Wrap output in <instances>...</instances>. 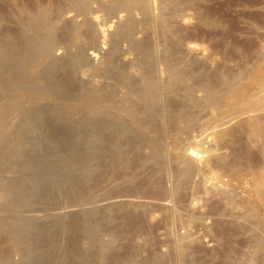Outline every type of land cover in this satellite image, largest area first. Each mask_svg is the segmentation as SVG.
I'll return each instance as SVG.
<instances>
[{"label": "rangeland", "instance_id": "374dc122", "mask_svg": "<svg viewBox=\"0 0 264 264\" xmlns=\"http://www.w3.org/2000/svg\"><path fill=\"white\" fill-rule=\"evenodd\" d=\"M0 4V264H264V0ZM55 120L83 163L51 151Z\"/></svg>", "mask_w": 264, "mask_h": 264}, {"label": "bare ground", "instance_id": "6f19581e", "mask_svg": "<svg viewBox=\"0 0 264 264\" xmlns=\"http://www.w3.org/2000/svg\"><path fill=\"white\" fill-rule=\"evenodd\" d=\"M1 5V4H0ZM5 9V8H4ZM63 11V10H62ZM67 11L69 12V10H66L65 11V13H67ZM63 13V12H62ZM93 13V12H92ZM92 13H91V15H92ZM64 14V13H63ZM119 14V13H118ZM95 14L93 13V19H96L97 17L96 16H94ZM12 14H11V12H8L7 11V9L6 10H3L2 8H1V6H0V19L2 20V21H9L10 19H12ZM45 17V16H44ZM92 17V16H91ZM119 18V17H118ZM20 19V18H19ZM120 19V18H119ZM11 21V20H10ZM40 22H37L35 25H32V27H34V28H37L36 30H37V32H38V29H39V31L41 30H43V29H45V27L48 25H45L46 24V22H45V19L42 17L40 20H39ZM93 21V20H92ZM22 22V21H21ZM21 22H20V24H21ZM98 22V21H97ZM23 24H25V23H23ZM99 24V23H98ZM19 25V24H18ZM28 25H29V23H28ZM26 26H27V24H26ZM30 27V26H29ZM99 27H100V25H99ZM49 28H51L50 26H49ZM104 28V27H103ZM103 28H101L100 30H99V36L101 35V37H103L104 35V32H105V30L103 29ZM36 30H34V31H36ZM52 30V29H51ZM26 31H27V28L25 27V25H19L18 26V28L14 31V33H12L13 34V37H14V42H15V47L13 48V47H7L6 49H7V51H6V53H5V56H7L6 54H8V53H10V54H17V51H19V50H16V49H21V51L23 52L24 50H25V45H26V43H25V41H23L24 39V37L23 36H25V34L24 33H26ZM45 31L46 32H48L46 29H45ZM44 32V31H43ZM45 32V33H46ZM51 32H53V31H51ZM51 32H50V34H51ZM41 34V33H40ZM47 34V33H46ZM48 34H49V32H48ZM43 35V34H42ZM40 36V35H39ZM49 37V35L47 36H44L43 38H41L42 40L40 41L41 43H46V44H48V43H50V44H53L54 45V43H51V39H50V37ZM53 37V36H52ZM51 37V38H52ZM100 37V38H101ZM105 37V36H104ZM55 39V38H54ZM102 39V38H101ZM23 41V42H22ZM35 42V41H34ZM54 42V41H53ZM100 42H101V40H100ZM103 42V41H102ZM16 43H18L20 46H17L16 47ZM36 43V42H35ZM5 44V43H4ZM34 44V43H33ZM32 44V45H33ZM50 44H49V46L47 45V48H46V50H44V51H46V53H45V55L46 54H51V53H53L54 51L55 52H57V50H58V48H61V47H59V46H50ZM100 44H102V43H100ZM31 45V46H32ZM36 47H37V43L36 44H34ZM33 45V46H34ZM38 45L40 46V44L38 43ZM38 46V47H39ZM44 46V45H43ZM35 47V48H36ZM37 47V48H38ZM46 47V46H45ZM3 48H5V47H3ZM35 48H33V50L35 51L36 49ZM42 48V47H41ZM41 48H39V49H41ZM1 49V48H0ZM6 49H4V50H6ZM30 49H31V47H30ZM240 50H241V48H240ZM1 51V50H0ZM20 51V52H21ZM31 51V50H30ZM53 51V52H52ZM3 52H5V51H3ZM21 52V53H22ZM36 52V51H35ZM39 52V51H38ZM231 52H234V50H231ZM32 52H30V54H31ZM42 52H40V54H41ZM38 54V53H37ZM90 54H91V56L93 57L94 56V54H92L91 52H90ZM2 55V54H1ZM35 55V54H34ZM33 54L31 55V56H34ZM42 55V54H41ZM48 55V56H49ZM11 56V55H10ZM9 56V58H11ZM37 57H38V59H39V56L40 55H36ZM44 56V55H43ZM3 57H4V55H3ZM8 57V56H7ZM35 57V56H34ZM45 57V56H44ZM47 57V56H46ZM51 57V56H50ZM5 58V57H4ZM33 58V57H32ZM42 57H40V59H41ZM37 59V58H36ZM39 59V60H40ZM47 59H48V57H47ZM51 59V58H50ZM49 59V60H50ZM8 60V61H7ZM3 61L5 62V64H9V62L10 61H12V59H3ZM34 62H32V64L30 63V68L31 69H33L32 67H34V66H36V64H37V62H35L36 60H35V58H34V60H33ZM43 62H44V60H43ZM34 63H36V64H34ZM40 63V62H39ZM4 64V63H3ZM50 64H52V63H50ZM41 65H43V64H41ZM59 65L60 64H57V63H53L52 64V67H48V68H45L44 66V68L45 69H43V71H42V73L41 74H39L41 77H39L38 75V78H40L39 80H42V76H45V75H49V79H48V84H50L52 81H54V78H56V76L58 75V73H59ZM49 66V65H48ZM38 67V66H37ZM70 67V66H69ZM68 67V68H69ZM36 68V67H35ZM39 68V67H38ZM63 69V68H62ZM68 70V69H67ZM33 71V70H32ZM40 71V70H39ZM64 71V70H63ZM66 71V70H65ZM31 72V71H30ZM39 72H37V73H35V74H38ZM64 73V72H63ZM34 74V75H35ZM43 74V75H42ZM71 74V73H70ZM68 75H69V73H68ZM61 76V75H60ZM67 76V75H66ZM30 77H33V73L31 74V76ZM38 78H36V77H34V78H30V80L33 82V84H34V87H38V86H42L43 84H41V82H43V81H39L38 80ZM65 78V77H64ZM73 77L70 75V76H68L67 77V79H72ZM44 80H47V79H44ZM65 82V81H64ZM64 82H60V80H59V82H57V84L59 85L58 86V88H60V89H58L57 91L58 92H60V93H62V92H64L63 90H61L62 88L61 87H64L65 86V83ZM172 82V81H171ZM148 84V83H147ZM172 84V83H171ZM146 86H148V85H146ZM149 87V86H148ZM146 88V89H144V90H140L139 88L137 89H134V92H133V97H134V99H136V100H139V102H148L149 100H148V97L149 96H151L152 94L150 93V91H149V88ZM151 87V86H150ZM60 90V91H59ZM65 90V89H64ZM67 90V89H66ZM66 93V92H65ZM63 94V93H62ZM151 94V95H150ZM58 95V94H57ZM155 95V96H154ZM153 96L154 97H156V94H154ZM31 96V95H30ZM152 96V97H153ZM153 97V98H154ZM32 98V97H31ZM151 98V97H150ZM156 100H157V98H155ZM133 100V99H132ZM145 100H148V101H145ZM130 101V100H129ZM150 101H152V99L150 100ZM131 102V101H130ZM31 103V102H30ZM96 106H97V108H99V109H104V108H102L103 106L99 103V102H96ZM130 105H129V107L130 106H133V108H134V104L131 102V103H129ZM87 106V105H86ZM138 106V105H137ZM35 108V107H34ZM56 111H58V110H56ZM59 113V112H58ZM57 113V114H58ZM83 113H85V112H83ZM70 117V116H69ZM137 120V119H136ZM57 121H59V120H55V121H51V123H50V133H48L49 135H48V137H47V139H49L51 142H53V147H52V149H51V151H55L56 153H58L60 156L59 157H63V159H64V157H65V161H67V162H76V163H83L84 162V160H86V158H89L88 157V154H86L85 153V151L83 150V142H82V138L80 137L81 136V132L78 130H76L71 124H68V125H65V124H63V123H58ZM135 121V120H134ZM99 123H103L102 121H94V124L95 125H97L98 126V124ZM74 124V123H73ZM71 125V126H70ZM74 125H76V124H74ZM78 126H76V128H77ZM47 139L45 140V141H47ZM49 141H47V143H48ZM49 144V143H48ZM49 149V148H48ZM47 149V150H48ZM48 151H50V150H48ZM47 151V152H48ZM188 155L189 156H191V157H195L197 154L196 153H194L192 150H189V152H188ZM197 159V158H196ZM112 160V164L113 165H116L115 163H116V161H115V157L113 156V158L111 159ZM118 160V159H117ZM73 199H75V198H73ZM122 217L126 220V221H128V222H126V223H129V225H130V229H137V228H141V227H143V221H142V219L139 217V216H135V215H132V214H123L122 215ZM121 217V218H122ZM76 219H74V221H75ZM126 223H124V224H126ZM127 225V224H126ZM125 225V226H126ZM128 227V226H127ZM71 250H73L74 251V249L73 248H71Z\"/></svg>", "mask_w": 264, "mask_h": 264}]
</instances>
